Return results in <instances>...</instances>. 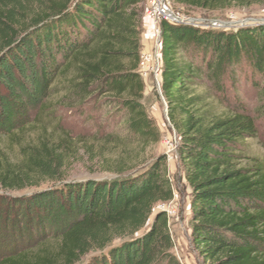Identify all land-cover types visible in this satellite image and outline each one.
<instances>
[{
    "label": "trees",
    "instance_id": "obj_1",
    "mask_svg": "<svg viewBox=\"0 0 264 264\" xmlns=\"http://www.w3.org/2000/svg\"><path fill=\"white\" fill-rule=\"evenodd\" d=\"M168 1L214 11L245 0ZM145 3L0 0V140L19 154L0 155V192L52 183L0 193V264H185L156 211L175 189L166 155L150 152L163 135L140 73ZM159 28L156 94L191 190L193 247L206 264H264V159L251 154L264 120V23ZM55 109L84 117L117 152L102 162L109 176L64 179L74 146L66 132L42 126L23 140Z\"/></svg>",
    "mask_w": 264,
    "mask_h": 264
},
{
    "label": "rangeland",
    "instance_id": "obj_2",
    "mask_svg": "<svg viewBox=\"0 0 264 264\" xmlns=\"http://www.w3.org/2000/svg\"><path fill=\"white\" fill-rule=\"evenodd\" d=\"M165 2L169 4V8L173 13L179 14L183 18L193 21L192 23L200 25L237 28L241 26V23L246 21L264 20V4L259 3L257 0H245L239 6L214 11L187 10L184 7L174 5L168 0H165ZM149 8V0H146L145 5L141 7V11L147 19H149L147 17ZM150 21L154 29V45L150 52L152 54L156 42L160 40V36L157 33V29L160 30V28L159 24H155L152 20ZM247 24L254 23L249 22ZM146 64L148 65L149 62ZM142 78L146 84L145 105L163 135L162 142L151 148L150 152L155 156L166 155L169 176L175 189L174 200L169 204L157 206L156 211H165L168 216L175 241L174 253L176 256L185 264H206L193 247L190 228L191 190L184 179L182 168L177 160V136L170 128L165 111V104L156 94L159 92L154 75L150 73L147 77L144 76ZM253 104L256 106V99H254ZM43 120V124H38L36 128L30 130L23 140L25 142H33V140H36L42 126H45V128L54 133L56 138H64L67 136L65 132L68 133L70 142L74 146L72 147V156L64 170V179L66 181L83 179L99 180L110 175L103 171L104 165L102 162L105 159L112 160L117 158V152H114L111 146L102 147V142H98L94 137L97 130L91 124L89 125L84 117L64 111L63 109H55L50 119L46 117ZM102 134L104 135L105 132ZM251 154L260 159H264V120L261 121V135L259 140L252 143ZM0 155L15 162L19 159L18 147L7 139H1ZM50 186H52L51 182H44L35 188L25 189L23 191H2L0 193L9 197H23Z\"/></svg>",
    "mask_w": 264,
    "mask_h": 264
},
{
    "label": "built area",
    "instance_id": "obj_3",
    "mask_svg": "<svg viewBox=\"0 0 264 264\" xmlns=\"http://www.w3.org/2000/svg\"><path fill=\"white\" fill-rule=\"evenodd\" d=\"M150 8L147 12V17L152 20L155 24H160L161 21L177 22V23H192L193 21L188 20L180 16L179 14L173 13L169 4L165 0H149ZM158 36H160V30L157 29ZM143 62L141 66V76H148L150 73L154 75V80L160 94V75H161V56H160V40L156 42L154 51L152 54L142 56ZM145 60V61H144ZM149 62L147 65L146 63Z\"/></svg>",
    "mask_w": 264,
    "mask_h": 264
},
{
    "label": "crops",
    "instance_id": "obj_4",
    "mask_svg": "<svg viewBox=\"0 0 264 264\" xmlns=\"http://www.w3.org/2000/svg\"><path fill=\"white\" fill-rule=\"evenodd\" d=\"M143 21V38H142V49L141 54L142 56L149 55L150 52L153 49L154 45V29L153 24L150 21V19L145 18V16L142 17Z\"/></svg>",
    "mask_w": 264,
    "mask_h": 264
},
{
    "label": "water",
    "instance_id": "obj_5",
    "mask_svg": "<svg viewBox=\"0 0 264 264\" xmlns=\"http://www.w3.org/2000/svg\"><path fill=\"white\" fill-rule=\"evenodd\" d=\"M249 22H252V23H254V24H256V23H264V20L263 21H256V20H251V21H246V22H243V23H241V26H243V25H245V24H247V23H249ZM165 111H166V113H167V109H165Z\"/></svg>",
    "mask_w": 264,
    "mask_h": 264
}]
</instances>
